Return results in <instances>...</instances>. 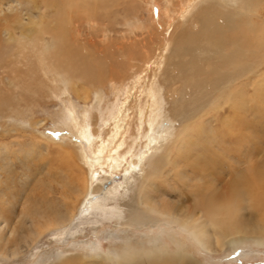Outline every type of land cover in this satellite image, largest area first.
Listing matches in <instances>:
<instances>
[{
  "label": "rangeland",
  "instance_id": "1",
  "mask_svg": "<svg viewBox=\"0 0 264 264\" xmlns=\"http://www.w3.org/2000/svg\"><path fill=\"white\" fill-rule=\"evenodd\" d=\"M169 1L114 0L112 4L108 3L107 8L98 9L99 12L94 18L84 5L77 3L71 5L67 0L58 2L57 5L55 3L54 6L46 4L44 0H0V31L9 30L14 38L21 39L22 44L31 47L28 43L33 44L32 39H35L41 28L46 30L55 22L63 39L68 40L71 37L72 41L69 40L72 44L67 41L68 44L80 47L79 50L84 52L83 55L85 54L86 57L89 55L90 59H101L106 68V65L112 66L119 58L117 50L119 51L120 48L131 49L141 44L147 45L146 41H149V38L154 39L157 30L165 29L164 31L168 32L165 25L161 24L164 20L161 16L166 7L173 9V6L177 4L175 0ZM259 12L264 17V0L260 3ZM66 22L67 28H65ZM138 24H143L144 28L138 29ZM66 30L69 31L65 32ZM42 32L44 31L41 30L40 33L43 34ZM259 36L262 37L260 34ZM43 38L47 40V43L52 41L49 32H45ZM155 40L157 41L158 38ZM43 46L37 45L30 50L31 55L27 57V60H23L22 66L19 64L20 67L15 63L18 58L15 56L9 58L10 61H14L11 68L16 71L15 74L24 72L25 76L27 70L26 80L32 85L30 91L26 90L23 93L19 89L15 90L16 92L9 91L14 90L11 84L14 74L9 72L10 68H0V76L3 79V86L0 85V87L9 89V95L15 97L20 95L19 98L24 97L26 100L22 101L21 107L18 106V110L13 112L8 107L1 108L0 105V264H113L102 259L94 260L90 255L101 252L106 254L120 252L127 242L137 247L144 244L153 246L158 242L172 244L171 235L176 237L180 244L182 243L180 245L182 250L189 255L185 264H264V247L261 246L253 244L225 246L223 249L217 248L210 253L180 232L179 227L173 222L165 223L161 219L159 222L151 220L145 226L137 225L130 216V209L124 206V202L129 200V194L132 192L126 195L119 194L113 205L98 201L105 198L106 194L116 186L132 178L124 167L116 172L107 167L106 161L115 155V147L103 154H97V151L102 145L107 147L106 140L111 135L110 127L120 121L116 115L124 95L128 94V87L132 86L131 77L138 72L137 67L147 60L144 56L145 52L149 51L153 55L154 51L157 53V49L154 48L158 46L149 45L150 48L142 49L134 57L132 55L131 59L129 58L132 66L126 72L121 69L122 73L116 69L112 81L104 78L100 84L89 87L83 81H75L74 85L76 89L78 88L79 94H76L73 85L64 75L56 76L54 73H49L47 76L42 72L37 65L36 52L39 47L42 50ZM11 47H15L17 51V41L15 39L8 41V36L3 35L0 40V54L9 53ZM7 59H4L0 66L8 63ZM262 73L264 75V66ZM262 76L261 80L257 79L254 83L259 87L256 92L252 86H249L246 91L235 94L232 101L226 103V109H229V104L238 106L241 109L240 114L250 119L253 125L245 130L242 154L238 152L239 148L234 140H227L225 144L227 152L223 158L216 160V164L211 169V177L209 174L208 181L213 182L212 189L216 194L224 193L229 180L246 172L249 166L254 165L253 163L264 169V76ZM53 79L65 87L66 94L54 91ZM0 102L4 105L3 101ZM68 102L69 105H67ZM70 106L80 115L78 120L82 122L84 120V129H86L84 132L88 135L81 136L78 132L79 126L72 125L74 117ZM128 106L130 112L131 105ZM135 117L134 114L131 116V121L123 134L124 139L122 138L123 144H121L125 149L122 148L121 154L129 152L130 147L138 146L136 141L141 131L139 121L135 120ZM211 123L212 125L210 123L204 125L206 130L201 132L198 138L194 137L191 143L197 144L204 141L206 147L211 148L214 145L212 132L222 126L220 116L217 115V120ZM224 130L229 131V126ZM221 135L222 133H218V138ZM248 135L250 140L246 141ZM141 146L142 144L138 147ZM191 148L188 147L185 151L189 156L185 152L180 155L182 158L177 161L180 164L177 166L178 169L189 170L186 160L193 159V156L197 155V152L192 151ZM220 154L211 149L209 152L211 157L207 158L213 159ZM90 157L100 159V162L95 164L93 173L88 166ZM84 175L88 177L92 186L88 198H85V191L81 188L83 187L81 179ZM169 176L172 178V174ZM195 176L192 175L194 178L192 183L198 185L200 180ZM173 181L169 182L172 184L171 187L159 181L158 192L153 191L152 186L150 187L152 195H149L155 199L157 208L169 213L172 216L171 219L176 217L179 211L189 207L194 208L199 198L198 192L191 184L186 187L177 185L174 187ZM97 186H99L98 191H95ZM241 194L243 201L239 212L241 228L237 230L240 232L243 227L250 229L263 221L262 216L257 217L255 214L246 194ZM100 205L102 208H99ZM109 205L111 208L108 207ZM52 213L53 218H56L52 224L53 229L38 238V232L48 223ZM73 213L75 216L71 220L70 216ZM151 217L162 218L158 215ZM35 220L41 223L36 224ZM160 227L163 231L160 232L158 239L157 233ZM170 246L171 251L176 248L175 245Z\"/></svg>",
  "mask_w": 264,
  "mask_h": 264
},
{
  "label": "bare ground",
  "instance_id": "2",
  "mask_svg": "<svg viewBox=\"0 0 264 264\" xmlns=\"http://www.w3.org/2000/svg\"><path fill=\"white\" fill-rule=\"evenodd\" d=\"M44 1L50 6L55 3L57 5L58 2H65V0ZM67 1L71 5H75V3L84 5L94 17L97 16L98 9L107 8L108 3L112 4L114 0ZM261 1L175 0L177 4L173 6V9H169V6L165 8L164 4L165 10L161 16L164 20L161 24L165 25L168 32H165V29L157 30L155 38L158 40L156 41L155 38L151 37L152 40L149 38V41H146L147 45L141 44L131 49L129 47L120 48L119 51L117 50L119 58L115 60L112 66L107 67L106 65V68L101 59H90L89 55L88 57L83 55L84 52L79 50L80 47L71 45V37H69L70 40L63 39L55 22L49 25L46 30L41 28L44 31L43 34L40 33L41 30L37 33L35 39H32L33 44L28 43L31 47L22 44L21 39L14 38L9 30L3 29L0 31V40L3 35L8 36V41L15 39L18 43V50L15 51V47H11L9 53L0 54V63L8 58V63L1 65L0 68H10L8 69L9 72L14 74L11 79L14 90L8 89L9 91L16 92L19 89L23 93L31 89L32 85L26 80L27 70L25 76L24 72L15 74L16 71L11 68L14 61H10L9 58L15 56L18 58L15 63L21 65L24 63L23 60H27V57L31 55L30 50L36 48L37 45L40 47L44 45L42 50L39 47L38 52H36L38 55L36 56L37 65L47 76L49 73H54L56 76L64 75L67 77L76 94H79L78 88L76 89L74 85L75 81H83L88 87L100 84L104 78L112 81L116 69L118 72H121V69L126 72L132 66L130 63L132 55L134 57L146 47L158 46L154 48L157 49V53L154 51L153 55L149 51L145 52L144 56L147 60L143 61V65L137 67V73L135 72L132 77L129 74L132 86L128 87V94L124 95V100L121 102L116 115L120 121L115 122L110 127L111 135L106 140L107 147L102 145L97 151V154H103L110 152L115 147V155L106 161L107 167L113 172L124 167L132 178H129L128 175L127 181L116 186L106 194L105 198L98 201L102 204L104 202L113 205L119 194L126 195L129 194L128 192H132L129 194V200L124 202V206L130 209V216L137 225L145 226L151 220L159 222L161 219L165 223L173 222L179 227L180 232L187 235L186 237L193 240L206 252L211 253L217 248L223 249L225 246H238L240 244L264 247V169L253 163L254 165L249 166L246 172L232 177L222 194H216L212 189L213 182L208 181V175L210 174L211 177V169L216 164V160H219L220 157L223 158L227 152L226 142L234 140L237 148H239L238 152L242 154L244 138L246 137L245 130L253 125L249 121L250 119L240 114L241 109L238 106L229 104V109H226L225 106L230 100L232 101L235 94L246 91L249 86H252L255 92L259 88L254 83L263 75L264 66V17L259 12ZM63 24L64 28L65 22ZM65 28H67V22ZM137 28L143 29V24H138ZM67 31L69 30L65 32ZM45 32H49L52 39L51 43H47V40L43 38ZM258 33L262 37H258ZM67 41L71 44H68ZM53 82L54 91L66 94L64 86L60 85L56 79H53ZM2 84L3 79L0 76V85ZM8 90L0 87V98L2 97L0 101L4 102V105L0 102L2 103L0 104L1 108L6 109L8 107L12 112L17 111V107H21V102L26 100L24 97L19 98L20 95H18L19 97L9 95ZM118 94L121 93L118 92ZM129 104L132 109L130 112ZM70 107L74 117L72 125L79 126V134L85 136L87 133L84 132L86 130L84 129V120L83 122L78 120L80 115L75 113L72 106ZM133 114L136 116L135 120L139 121L138 125L141 131L138 133L136 144L138 146L142 144L143 147L135 145L129 148V152L121 154L123 134L127 130ZM217 115L221 118L222 126L212 132L214 147H206L204 141L197 142V144L191 143L194 137L198 138L200 133L206 130L204 125L209 123L212 125L211 122L217 120ZM228 126L229 131L224 130ZM218 133H222L219 138ZM248 140H250L249 135L246 141ZM118 144L119 146H117ZM188 147H192L191 150L197 152L193 159L186 160V166L189 167L187 171L196 175V179L200 180H198V185L192 183L194 181L192 175L177 168L180 165L177 161L182 158L180 155ZM135 149H137L136 152ZM211 149L213 152H220L221 154L216 158L208 159L207 157H211L209 155ZM185 154L189 156L187 152ZM192 154L194 155V153ZM97 159V157H90L88 166L92 173L95 171V164L100 162V159ZM170 174H172L173 179L169 176ZM81 180H83V187H80L85 191V198H88L89 190L92 187L90 180L86 175ZM172 180H174V187L175 185L186 187L191 184L199 194L198 204L194 208L189 207L179 211L173 219L169 213L157 208L155 199L151 198L153 196L149 197L152 193L150 187L153 186L151 189L158 192L160 182L171 187L172 184L169 182ZM98 187H94L95 191H98ZM241 193L246 194L255 214L257 217L262 216L263 221L259 225H253L250 229L243 227L240 232L237 230L241 228L239 221V212L243 202ZM108 207L111 208L110 205ZM99 208H102L101 205ZM107 210L109 211V209ZM84 211L87 212L85 208ZM152 215H158L162 218H153ZM74 216V213L70 216L71 220ZM55 219L53 213L50 214L48 223L43 226V229L41 227L38 232V238L53 229L52 224ZM50 221L52 222L50 223ZM35 222L36 224L41 223L37 220ZM159 229L158 239L160 232L163 231L161 227ZM177 240L171 235L172 244L158 242L153 246L144 244L139 247L127 242L120 252H111L110 254L101 252L90 255V257L97 261L102 259L113 264H185L184 262L187 263L189 255L182 250L180 246L182 243L180 244ZM170 245H175L176 250L171 251Z\"/></svg>",
  "mask_w": 264,
  "mask_h": 264
}]
</instances>
